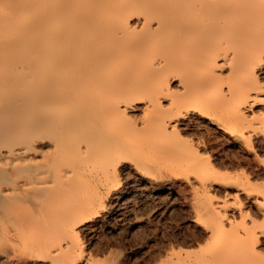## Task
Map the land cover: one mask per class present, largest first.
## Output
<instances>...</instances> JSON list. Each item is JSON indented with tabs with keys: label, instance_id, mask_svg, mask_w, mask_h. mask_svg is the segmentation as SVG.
<instances>
[{
	"label": "bare ground",
	"instance_id": "obj_1",
	"mask_svg": "<svg viewBox=\"0 0 264 264\" xmlns=\"http://www.w3.org/2000/svg\"><path fill=\"white\" fill-rule=\"evenodd\" d=\"M122 173L192 194L163 264H264V0H0V264H104Z\"/></svg>",
	"mask_w": 264,
	"mask_h": 264
},
{
	"label": "rangeland",
	"instance_id": "obj_2",
	"mask_svg": "<svg viewBox=\"0 0 264 264\" xmlns=\"http://www.w3.org/2000/svg\"><path fill=\"white\" fill-rule=\"evenodd\" d=\"M202 132L199 131V133H197L188 131L191 135L188 134V136L186 133V136L191 140L194 138V140H196L200 138V136L201 138L203 136L204 139L206 138L205 136H208L207 140L209 141L211 135H207L208 133L205 135L206 132H204V130ZM192 135L194 136L191 137ZM207 149L206 156L208 154V156L211 157V162L217 165L216 168L220 165L217 169H221V173L226 170L224 174L228 172L230 175L231 151L226 153L227 155L225 154L224 159L216 162L214 160L216 157L215 150L217 151V149L212 147H208ZM209 151H212V153ZM221 161H223L225 165L220 164ZM129 174L132 175L130 176ZM133 174L134 173H122L120 175L119 180L126 194L117 202L109 201L110 204L107 203L106 206L108 207L107 210L109 214L105 223L101 224L95 231L97 235L94 233V235H90L92 236L90 237L89 233L81 234V241H83V243L85 242L84 245L87 246L89 253L100 260L101 263L104 262V264L106 260V263L110 260L115 264H163L164 261L162 263V260L166 259L168 253L172 251L171 249L179 250L178 248H182L185 251L195 252L200 248V250H202V248L204 249L206 246V249L212 246L211 241L208 243V241H204L200 236L203 225L200 223L197 226L196 223H194L195 226L192 222L195 220V216L193 212H189L191 211L189 205L191 206L193 202V197H190L191 193H188L189 191L181 189L177 191V193L161 189L157 190L154 189L152 185L150 186L148 183L141 181L138 176L134 177L136 175ZM136 178H138V180ZM183 191H185V193ZM178 194L185 195L182 196ZM211 195L215 200H223L224 197H226L219 189L212 192ZM190 198L192 199L190 200ZM229 198V200L225 199L228 202L227 204L231 207L238 205L235 201L233 202L231 200V197ZM187 202L190 204L188 205ZM242 202L244 203V200ZM229 205H227V207ZM190 218L193 219L191 220ZM238 220H240V218H237V221ZM227 228L229 227L227 226ZM200 238L203 241L200 240ZM198 240H200V242ZM109 256L111 257L108 259Z\"/></svg>",
	"mask_w": 264,
	"mask_h": 264
}]
</instances>
